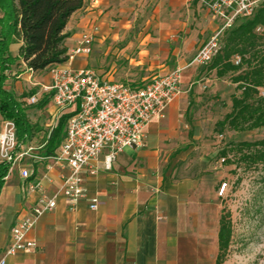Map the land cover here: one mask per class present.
Listing matches in <instances>:
<instances>
[{
  "label": "crops",
  "instance_id": "obj_1",
  "mask_svg": "<svg viewBox=\"0 0 264 264\" xmlns=\"http://www.w3.org/2000/svg\"><path fill=\"white\" fill-rule=\"evenodd\" d=\"M99 2L91 0L84 12L78 10L71 16L66 27L68 51L78 43L89 16L101 13L97 9ZM3 15L0 6V17ZM213 21L217 23L215 33L221 22L214 17ZM89 31L100 35L98 26ZM15 42L20 48L22 42ZM15 42L10 44V53L18 56L19 48L17 51L11 47ZM87 57L81 62L75 59L71 66H88ZM16 63H22L27 72L21 58ZM49 82L51 79L43 84ZM180 100L170 106L176 118L156 120L147 127L144 147H129L128 151L126 147L111 168L106 166L107 150H104L98 161V173L84 174L87 197L70 209L66 198L59 196L56 207L45 212L30 233L38 249L10 255L7 264H216L220 226L217 206L210 204L198 182L174 180L165 172L172 147L169 142L179 135ZM45 107L52 128L55 108L51 101ZM28 117L32 123L29 114ZM4 121L0 113V133ZM50 130L41 144H37L36 130L22 144L34 146L35 153L43 155ZM24 165L32 176L24 178L18 166L12 177L8 174L5 178L0 193V256L11 242L15 222L30 212L42 194H54L61 185L62 173L67 171L59 165L48 170L47 161L33 157H26ZM38 180L42 181V189H29V184ZM94 196L101 200L96 210L88 205V198Z\"/></svg>",
  "mask_w": 264,
  "mask_h": 264
},
{
  "label": "rangeland",
  "instance_id": "obj_2",
  "mask_svg": "<svg viewBox=\"0 0 264 264\" xmlns=\"http://www.w3.org/2000/svg\"><path fill=\"white\" fill-rule=\"evenodd\" d=\"M90 1L85 0L82 12ZM97 9L101 13L89 16L83 32L98 26L100 35H95L92 51L77 56L76 61L88 56L85 67L95 69L103 79L120 83L143 84L188 65L217 25L209 10L194 0H100ZM11 47L18 51L17 42ZM22 65L15 63L7 70L9 74L12 71L7 88L26 107L39 133L37 144H41L51 128V116L48 107L31 105L27 99L33 90L42 97L41 84L51 79L50 68L25 72ZM24 93L28 95L22 97ZM234 93L239 91L230 76L220 78L207 66L192 64L183 71L182 93L174 100L181 99L179 135L169 142L172 147L165 172L174 180L198 182L210 204L217 206L218 216L222 210L230 212L233 237L227 264H264V163L238 167L226 164L220 156L231 142L264 138V128L227 129L223 133L215 129L216 122L231 110ZM171 104L165 117L156 120L174 118ZM17 169L13 166L9 176Z\"/></svg>",
  "mask_w": 264,
  "mask_h": 264
},
{
  "label": "built area",
  "instance_id": "obj_3",
  "mask_svg": "<svg viewBox=\"0 0 264 264\" xmlns=\"http://www.w3.org/2000/svg\"><path fill=\"white\" fill-rule=\"evenodd\" d=\"M198 1L214 18L220 20L218 29L199 48L188 65L178 66L143 84L114 82L103 79L91 67H72L71 63L77 56L92 51L95 34L92 31L81 34L76 46L68 51L67 61L50 67L51 82L41 84L42 97L51 94L55 124L63 113L75 111L69 117L65 136L54 153L36 154L34 146L19 144L15 122L4 121L0 133V162L9 164V173L17 165L24 178L31 177L32 171L24 165L26 157L47 161L48 170L59 165L67 171L62 173L61 185L55 193L42 194L30 212L12 226L11 242L0 256V264H7L10 255L38 249L39 245L30 237V233L39 218L56 207L59 196L66 198L70 209H75L87 197L84 174L92 176L98 173V161L104 150H107L106 166L111 168L112 162L126 147H144L148 125L165 117L169 104L182 93L184 69L192 64H209L220 48L225 31L231 29L240 18L252 16L264 0ZM235 62L239 63L240 57L237 56ZM28 70L34 72L31 68ZM42 97L36 92L27 101L37 105ZM225 187L224 183L223 191ZM29 189H42V181L32 182ZM100 204L98 196L88 198L91 209L96 210Z\"/></svg>",
  "mask_w": 264,
  "mask_h": 264
},
{
  "label": "trees",
  "instance_id": "obj_4",
  "mask_svg": "<svg viewBox=\"0 0 264 264\" xmlns=\"http://www.w3.org/2000/svg\"><path fill=\"white\" fill-rule=\"evenodd\" d=\"M197 2L198 0H194ZM4 15L0 17V113L5 120H13L19 144L34 133L27 109L15 93L5 87L7 70L21 58L34 72L44 71L68 59L66 31L71 16L84 8L85 0H0ZM261 27V30L258 28ZM21 41L19 55L10 53V44ZM240 57L236 63L235 58ZM220 78L230 76L239 93L232 95V108L216 122V131H246L264 128V1L250 17L240 18L225 31L221 45L206 65ZM37 90L31 91V94ZM28 94H23L26 97ZM51 101L45 94L38 102L44 108ZM75 111L63 113L46 142V154H52L62 142L69 117ZM233 154V156H230ZM226 164L253 167L264 163V138L231 142L220 151ZM9 164L0 162V193L9 174ZM218 233L219 252L216 264L227 260L232 243L233 226L229 211L222 210Z\"/></svg>",
  "mask_w": 264,
  "mask_h": 264
}]
</instances>
